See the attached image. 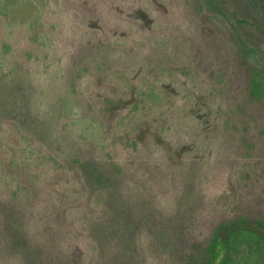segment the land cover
Segmentation results:
<instances>
[{
    "label": "rangeland",
    "instance_id": "1",
    "mask_svg": "<svg viewBox=\"0 0 264 264\" xmlns=\"http://www.w3.org/2000/svg\"><path fill=\"white\" fill-rule=\"evenodd\" d=\"M255 67L263 0H0V264H205L264 217Z\"/></svg>",
    "mask_w": 264,
    "mask_h": 264
},
{
    "label": "trees",
    "instance_id": "2",
    "mask_svg": "<svg viewBox=\"0 0 264 264\" xmlns=\"http://www.w3.org/2000/svg\"><path fill=\"white\" fill-rule=\"evenodd\" d=\"M249 89L251 94L264 100V67L251 70ZM219 240L224 247L219 264H264V217L241 214L219 221L207 241L205 264H214Z\"/></svg>",
    "mask_w": 264,
    "mask_h": 264
}]
</instances>
